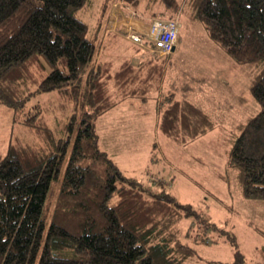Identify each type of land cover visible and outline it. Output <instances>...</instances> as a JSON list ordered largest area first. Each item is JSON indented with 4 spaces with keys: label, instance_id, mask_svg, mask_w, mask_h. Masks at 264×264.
Returning <instances> with one entry per match:
<instances>
[{
    "label": "trees",
    "instance_id": "1",
    "mask_svg": "<svg viewBox=\"0 0 264 264\" xmlns=\"http://www.w3.org/2000/svg\"><path fill=\"white\" fill-rule=\"evenodd\" d=\"M86 1L0 0V103L39 140H15L0 155V264H183L194 249L182 240L178 222L197 212L124 174L98 146L95 124L128 99H156L169 53L146 52L141 61L126 58L116 67L112 60L94 62L97 43L74 14ZM183 2L235 62H264V0ZM249 91L259 111L239 124L226 165L240 170L244 197L264 200V69ZM43 94L59 101L47 106L38 99ZM164 100H157L156 126L175 142L186 144L215 127L199 102L172 91ZM61 107L69 113L54 122ZM218 230L234 247L233 259L208 264H245L234 233ZM193 239L206 235L196 232ZM257 254L264 264V247Z\"/></svg>",
    "mask_w": 264,
    "mask_h": 264
},
{
    "label": "rangeland",
    "instance_id": "2",
    "mask_svg": "<svg viewBox=\"0 0 264 264\" xmlns=\"http://www.w3.org/2000/svg\"><path fill=\"white\" fill-rule=\"evenodd\" d=\"M183 1L138 0L134 7L130 3L125 7L122 0L112 1V6L117 7L112 9L124 7L128 14L134 12L147 24L155 15L165 18L173 14L180 23L179 38L175 50L165 58L163 87L153 94L156 99H128L97 117L98 146L104 148L113 143V155L109 156L118 162L124 174L139 179L155 192H170L197 212L200 220L191 215L178 222L182 240L194 249L183 264L231 261L234 247L219 228L234 233L245 264H258L257 253L264 247V200L242 195V174L226 165V156L239 124L259 111L260 105L249 86L264 69V62H235L209 37L202 22L189 17ZM104 2L87 0L74 13L87 24L89 37H93L102 22ZM113 24L114 20L109 23L110 30ZM125 43L130 48L124 53L113 51L117 44L109 47L111 57L106 59L112 60L114 67L131 56V42ZM170 91L176 98L188 97L199 102L214 119L215 127L186 144L164 135L155 126L161 110L157 100L163 104ZM38 99L47 100V106H52L50 100L59 101L54 94H43ZM61 108L63 111L53 117L54 122L69 113V107ZM15 140L29 144L39 141L30 126L13 122L10 109L0 103V155ZM205 222L215 224L218 229L205 228ZM196 232L206 235V240L196 242L193 239Z\"/></svg>",
    "mask_w": 264,
    "mask_h": 264
},
{
    "label": "crops",
    "instance_id": "3",
    "mask_svg": "<svg viewBox=\"0 0 264 264\" xmlns=\"http://www.w3.org/2000/svg\"><path fill=\"white\" fill-rule=\"evenodd\" d=\"M112 1L113 0H109L107 5L103 9V13L101 14L102 22H99L98 26L95 28L94 35L92 37L95 39V42L97 43V46H98L97 53L94 57V62H97L99 60H104V59L110 60V59H106V58L111 57L110 53L108 52L111 44H117L116 47L113 49V51L117 49L118 52L124 53L126 51V48H130V46H128L125 43V40L128 41L129 39L126 38L121 33V27L124 23H126L127 25H130V26L137 27V28H140V27L145 28L146 24H147V22H144L139 17H134V16L130 17V15L128 14L127 10L124 7H118L119 9H117V10L112 9V8H117V7L112 6ZM123 3L125 5V7H127L128 4L125 3L124 1H123ZM103 19H104V21H103ZM112 20L115 21V24H113V27L110 30L109 23ZM178 38H179V36H178ZM131 47H132L131 48L132 51L130 53L131 56L129 58H131L135 62L141 61L143 59V57L146 56V54H147L146 52H148V51H145L144 53H142V52L136 51L135 44L132 42H131ZM175 48H176V45H175L174 49L169 54H171L175 50ZM99 51H100V54H99ZM165 73H166V71H165ZM162 87H163V83L161 84L160 88H162ZM156 123H157V121H155V126H156ZM155 129H156V127H155ZM98 140H99V135H98ZM123 146H124V144H123ZM101 149L106 151L108 155H110V154L113 155V143L111 145H105L104 148H101ZM116 163L118 165V162H116ZM119 168L121 169L120 166H119ZM121 171L123 172L122 169H121ZM126 173L128 174L129 171H126Z\"/></svg>",
    "mask_w": 264,
    "mask_h": 264
},
{
    "label": "built area",
    "instance_id": "4",
    "mask_svg": "<svg viewBox=\"0 0 264 264\" xmlns=\"http://www.w3.org/2000/svg\"><path fill=\"white\" fill-rule=\"evenodd\" d=\"M129 15L132 17L134 12ZM179 25L177 17H152L144 31L124 23L121 27V33L140 46L141 49H146L150 53L168 54L172 51L178 39Z\"/></svg>",
    "mask_w": 264,
    "mask_h": 264
},
{
    "label": "water",
    "instance_id": "5",
    "mask_svg": "<svg viewBox=\"0 0 264 264\" xmlns=\"http://www.w3.org/2000/svg\"><path fill=\"white\" fill-rule=\"evenodd\" d=\"M173 49H174V48H173ZM173 49H172V50H173Z\"/></svg>",
    "mask_w": 264,
    "mask_h": 264
}]
</instances>
